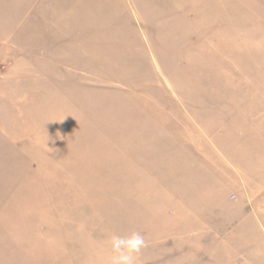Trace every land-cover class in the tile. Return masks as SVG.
Segmentation results:
<instances>
[{
	"label": "rangeland",
	"instance_id": "rangeland-1",
	"mask_svg": "<svg viewBox=\"0 0 264 264\" xmlns=\"http://www.w3.org/2000/svg\"><path fill=\"white\" fill-rule=\"evenodd\" d=\"M59 5L51 62H4L24 73L1 90L0 264H109L131 231L139 264H245L228 231L245 198L264 224V0ZM22 17L12 40L48 31Z\"/></svg>",
	"mask_w": 264,
	"mask_h": 264
},
{
	"label": "crops",
	"instance_id": "crops-1",
	"mask_svg": "<svg viewBox=\"0 0 264 264\" xmlns=\"http://www.w3.org/2000/svg\"><path fill=\"white\" fill-rule=\"evenodd\" d=\"M25 1V4H24ZM62 0H56V3L53 4V0H41L38 4L36 3L37 0H0V8L5 5L6 7L9 6V9L12 11L10 16L3 17L2 15V22L0 21V112H1V93H2V84L3 83H17L21 84L23 81L19 79L21 77L20 72L24 73L21 69L17 68L15 70L14 67H4V62L7 61L8 57H15L14 54L18 50H22L25 53V59L31 60L32 62L34 59H45L46 63H50V55L46 53V50L49 46V43L58 38L62 41L63 31L61 30L62 19H66L65 17H61L62 12L60 11V2ZM74 1V0H72ZM2 5V6H1ZM23 9L20 13H17V10ZM47 11V13H44ZM26 14V19L30 18L31 23H33V16L39 15L41 20L47 21V32L43 34V36H35L32 31L28 32L25 37V42L15 41L12 40L17 34L19 22L23 20V14ZM20 14H22L20 16ZM76 23V20H73ZM44 23V21H43ZM71 23V21L69 22ZM45 24V23H44ZM6 26H10L8 30H6ZM15 32V33H14ZM55 35V36H53ZM33 38L37 40H41L40 44H37ZM21 42V43H19ZM64 42V41H63ZM17 43H19L17 45ZM73 50L75 51L74 43ZM13 55V56H12ZM58 57V56H57ZM53 59V58H52ZM9 62V61H8ZM55 64H59L60 62L57 59L53 61ZM6 66V65H5ZM25 73L30 75L31 77L34 74V70H27L25 69ZM23 77V76H22ZM27 153H32L30 147L26 150ZM234 173L236 170V166H233ZM209 172V168L205 169ZM177 175V172L175 171ZM187 174V173H186ZM208 173H205L206 178L209 179ZM191 178V177H190ZM209 183L206 186L207 191L209 192ZM254 199H242L241 202V210H239L235 218H238V224L234 225L228 232L234 235V250H241V255L245 261V264H264V224H262L259 216V210L252 208V203ZM207 201V199H205ZM245 202H248L250 206V210L246 209ZM252 208V210H251ZM243 217V218H242ZM240 219V220H239ZM243 219L245 225H239V221L242 222ZM241 235L237 237V235ZM251 235L249 237V235ZM241 239L243 244L242 248L241 245L238 246L237 239ZM254 260H250L253 259Z\"/></svg>",
	"mask_w": 264,
	"mask_h": 264
},
{
	"label": "clouds",
	"instance_id": "clouds-1",
	"mask_svg": "<svg viewBox=\"0 0 264 264\" xmlns=\"http://www.w3.org/2000/svg\"><path fill=\"white\" fill-rule=\"evenodd\" d=\"M108 244L111 251L109 264H139L141 253L148 246L145 236L139 231L126 235L112 233Z\"/></svg>",
	"mask_w": 264,
	"mask_h": 264
}]
</instances>
